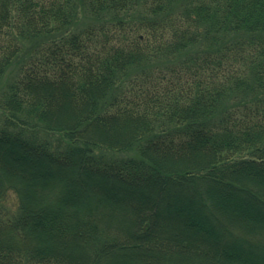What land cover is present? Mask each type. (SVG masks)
<instances>
[{
	"label": "trees",
	"instance_id": "1",
	"mask_svg": "<svg viewBox=\"0 0 264 264\" xmlns=\"http://www.w3.org/2000/svg\"><path fill=\"white\" fill-rule=\"evenodd\" d=\"M14 65L0 264H264V0H0Z\"/></svg>",
	"mask_w": 264,
	"mask_h": 264
},
{
	"label": "rangeland",
	"instance_id": "2",
	"mask_svg": "<svg viewBox=\"0 0 264 264\" xmlns=\"http://www.w3.org/2000/svg\"><path fill=\"white\" fill-rule=\"evenodd\" d=\"M87 22L88 21L85 18H83L80 23H81V25H85V24H87ZM23 43H22L23 44L22 47H24L23 50L25 51V50L29 49L28 46L30 44L25 43V42H23ZM14 71H16V66L15 65L0 80V89L4 88L5 87V84L7 82H9L10 80H12L13 75H14ZM132 154L133 153H131V152H128V153H120L118 156H120V157H126V156H131ZM135 196H138V195H135ZM0 210H2L3 212L7 213L8 215L9 214L11 215L13 212H15V201H14L13 197H10L9 200L7 201V203H4V204L0 203Z\"/></svg>",
	"mask_w": 264,
	"mask_h": 264
}]
</instances>
